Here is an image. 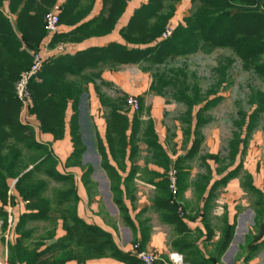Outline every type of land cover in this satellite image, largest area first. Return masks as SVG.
Returning a JSON list of instances; mask_svg holds the SVG:
<instances>
[{
    "label": "trees",
    "instance_id": "16d2710c",
    "mask_svg": "<svg viewBox=\"0 0 264 264\" xmlns=\"http://www.w3.org/2000/svg\"><path fill=\"white\" fill-rule=\"evenodd\" d=\"M59 1L0 0V218L3 232H13V240L16 241L8 246V264H68L73 260L85 263L91 258L110 256L134 264V257L117 249L111 234L87 224L79 217V197L74 174L60 172L58 156L50 151L46 143L37 141L34 126L25 125L21 120L22 104L17 98L16 83L21 74L30 69L33 55L41 52L48 38L44 24L46 13L59 5L61 26L74 28L66 34L54 35L51 47L59 43H81L87 39L110 35L123 18L130 0H102L100 14L91 19L89 16L95 7V0H91L87 6L83 5V0H65L62 4ZM166 1L148 0L138 7L127 25L120 30L124 43L114 42L75 55L65 54L47 59L39 79L30 83V113L40 122L43 134L52 135L56 140L63 139L66 135L68 109L72 106L74 115L70 122V137L73 151L66 162L68 167L80 168L81 157L86 152L78 128L83 89L79 80L71 79L70 76L84 78V68L98 65L93 62L120 66L145 63L161 66L178 57H187L200 51L211 54L218 48H229L242 60L246 69L254 70L264 80V0H192L193 3H199L195 11L165 39L163 34L176 12L172 5L166 10ZM153 67H145L144 70L152 71ZM227 70L225 64L218 68L217 72L221 76L218 86L226 82ZM172 73L170 76L153 74L149 92L165 97L168 89L175 101L188 106L187 120L182 122L185 125L184 134L191 143L190 149L186 156L178 158L173 164L158 139L152 120L146 123L144 142L148 145L152 162L165 169L163 175L153 173V176L161 179L154 184L157 191L154 209L160 212L164 221L176 224L180 220L179 203L170 192L169 181L163 177L174 166L178 170V198L185 193L189 187L187 180L190 172L181 164L198 155L204 140L202 129L210 122L204 113L217 106L223 98L216 96L215 92L202 98L198 85L189 94L187 75L180 70ZM85 79L90 80L88 77ZM98 95L102 98L101 93ZM139 99L140 110L130 112V118L129 113H121L122 106L116 101L108 104L101 100L103 106L111 109L106 131L107 146L98 136L101 166L110 180L114 201L124 215L127 209L123 203L122 185L129 194L130 181L136 175L137 168L132 166L125 179L119 170H126L125 159L129 146L130 161L139 153L136 141L143 126L141 114L145 111L144 100ZM249 104V111H240L236 122L238 131L233 134L229 146V166L217 170L220 178L211 186L208 205L216 198L219 189L239 178L244 165L238 159L245 154L248 140L257 129L259 118L264 115V91L253 90ZM111 159L119 169L111 163ZM202 160H210L218 165L222 163L218 154H207ZM93 172L92 167L86 170L83 175L85 184ZM208 172L212 174L209 165ZM41 174L61 184V187L50 192V183L41 179ZM210 179V174L201 176V182L196 186L203 192L206 184H210ZM253 182L252 175L246 174L242 186L245 190L257 193L260 206L257 221L259 218L264 220V193ZM18 202L25 206V211L12 221L10 228L6 207ZM42 221H52L54 227L46 236L33 242L34 230L28 229V224ZM58 221H61V225ZM58 225L66 231L64 237L57 236ZM231 237L226 241L225 248ZM49 240L56 241L47 244Z\"/></svg>",
    "mask_w": 264,
    "mask_h": 264
},
{
    "label": "rangeland",
    "instance_id": "374dc122",
    "mask_svg": "<svg viewBox=\"0 0 264 264\" xmlns=\"http://www.w3.org/2000/svg\"><path fill=\"white\" fill-rule=\"evenodd\" d=\"M97 1L98 0L94 1L95 5ZM141 1L145 2L146 0ZM181 1L182 0H167L165 2L166 10L169 8L170 5H172L176 8L177 11V6H180ZM90 2L91 0H83V5L87 6L90 4ZM143 2L140 3V6L144 4ZM133 3L134 2L130 0V17L134 13V11L138 7H140L136 6V4ZM198 5V2L196 4L191 1L190 5L188 6L189 15H191L192 12L195 11ZM56 6H54L46 13L44 18V24L47 14L52 12ZM168 27H172L171 21ZM58 34L59 33H57L56 35ZM48 36L49 35L47 34V37ZM229 59H231V61ZM93 64L98 65L93 68H84V78H75L72 76H70V78L79 80L83 89V94L80 102L81 114H79L78 117V128L79 132L81 133L82 140L86 145V152L81 157L82 166L80 168L85 171L92 166L93 168H95L93 169V173H97V176L103 182H106V177L105 170L101 166L102 158L98 150V136H102L106 139L105 129L108 125V120L110 118L109 113L111 109L102 106L101 111H99V116L105 122V126L103 128V131H101L100 135V129L95 123L93 113L91 114V111H93L92 107H94V104H92L93 101L91 102V96L94 94L95 89L97 95L101 93L102 98H100V100H102V102L104 101L109 104V102L116 101L118 105L122 106V112H120L128 114L130 109L133 111L140 110V99L137 96H134L133 94H136L137 92L140 93L141 89H143V86L145 84L146 90L140 93L142 95V97L140 98L143 100L146 99L147 102L145 105L144 101L145 111L141 114V121L143 122L142 133L140 134V136H138V139L136 141L137 145L140 144L139 146H143V142L145 139L143 132L146 128V123H148L149 120L154 121L152 113L150 114V112H148L149 110L147 107L151 106L153 97H160L156 96L154 93H150L148 90L149 85H151L153 80V74L159 73L167 74L170 76L171 74H173L172 72L178 73L179 70L183 71L187 75L188 84L190 85V90L188 91L189 94L193 93V87L195 85H198V90L202 98H207V94L214 92L216 93V96H221L223 98V100L217 106H215L210 111L204 113V116H207V119L210 118V122L206 124L202 129V135L204 137V140L198 155L195 158L189 159L183 164H181L186 167V170L192 172L193 177L192 175L190 176L193 179H191L189 176L187 180L188 185L191 183V180L195 179L196 182L198 181L196 184L201 182V180H197V178H200V176H202L203 174H210L212 175V177H219V175L217 174V170H222L224 167L229 166V146L230 142L233 139V134L238 131L236 122L239 120L238 118L240 117V111L250 110L251 107L249 104V98L251 97L253 90L264 91V80L261 79L254 72V70L246 69L242 60L239 59L229 48H218L214 50L211 54H205L204 52L200 51L196 54L187 57H178L161 66L150 65L149 63L141 65L120 66L101 63V61L93 62ZM222 64L228 66V78L226 82H222L221 85L218 86L221 81V76L219 75L217 70ZM145 67H153V70L146 71L144 70ZM128 71V75L130 77V79H128V81L130 80V91H125L124 88H122L120 82L121 78L125 77ZM105 74H109L111 78L105 77ZM85 77H88L90 80L85 79ZM111 79H113L115 82H111ZM166 91H168L166 92L167 95H165V97H161V99H163V102L164 100L166 101V110L164 109L165 116L164 120L161 121L162 125H160L159 123V130L160 132L163 131V135H165V139H163L165 140V145L168 146V150H170L171 153L175 155L177 152H179V149L177 147L180 146L181 149H183L185 148V145L189 143L187 138H185V136L183 137L182 133L185 128V125L182 121L187 120L186 112L189 108L185 103H179L175 101L172 98V94L171 92H169L168 89H166ZM129 99L137 101L138 109H135L133 107L134 105H129ZM33 120L36 122L32 121L31 124H35L33 128L36 132L37 141L39 140L38 142H40V137L38 138V136L43 135L40 130V122L37 120L35 115H33ZM164 129L166 130V132L164 131ZM48 147L50 151H52L56 156L59 155L57 154V152H55L56 150L52 144L48 145ZM209 153L218 154L222 160V163L220 165L214 163L213 165V163L210 161L204 162L202 160V157ZM139 157L145 160L146 165L152 161L149 150L147 151V149H141ZM58 158L60 157L58 156ZM241 161L243 162L244 166L239 175V178H235L236 180L233 181L234 183H230L229 185L227 184L228 186L226 185L217 191V204L215 205V207H217V209H215L216 213L218 214L220 212L221 215L223 209L222 203H224V205L226 206L229 200H232L230 201L232 203H230L229 206L232 209L231 219L233 224L229 228L228 226H225L224 229L222 226V222H219L220 220H216V233H219L218 235L220 236L221 240H228L229 236H232L230 239V243L233 242L232 240H245L244 244L242 243L239 247V255L244 254V252L247 250L249 251L251 247L249 246L250 240H260L262 237H264V220H262V218H259L257 221V210L260 208V206H258V195L257 193H254L250 190H245L242 186L246 174L252 175V178L253 175L255 176L254 179L256 183L258 185L260 184L259 188L260 186H264V115L259 118V125L248 140L245 154H243L242 157L238 159V162ZM207 163H212L211 166L209 164L212 171L215 169L212 174L208 172ZM32 167L33 166H31L30 168ZM69 168L72 167H68V165L63 163L61 164V167H59L61 173H67L64 171H66L65 169ZM171 170H175L174 172L176 178V193H174V191L170 188L171 181L169 177V172ZM146 172L148 171H145V173ZM163 172L165 173V170ZM165 177L169 181L170 192L174 197L177 198L175 199L179 203V207L181 206V208L183 209L182 212L185 215L186 204H183V199H181L184 193H182L181 197L178 198V170H176L174 166H171L170 169L166 172V176H164L163 178ZM40 178L45 179L50 183V192L54 188L61 187V184L46 177L45 174H41ZM238 184H240L241 189L239 188ZM102 190L104 193H108L109 189L107 188V186L104 185L102 186ZM104 199V203L106 207H108L110 199L105 194ZM190 199L191 198H189V200ZM60 222L61 221H58L59 225ZM9 224L11 228L12 221H9ZM53 227L54 222L52 221L29 223L28 229L34 230V234L31 240H40L42 237L46 236V233L52 230ZM176 236L178 235L176 234ZM0 240H13V232H3L1 218Z\"/></svg>",
    "mask_w": 264,
    "mask_h": 264
},
{
    "label": "crops",
    "instance_id": "0c3cea01",
    "mask_svg": "<svg viewBox=\"0 0 264 264\" xmlns=\"http://www.w3.org/2000/svg\"><path fill=\"white\" fill-rule=\"evenodd\" d=\"M65 0H60L59 3L62 4ZM192 0H182L180 6H177V11L175 17L171 20V28L175 29L183 20L189 16L188 6ZM133 4L140 6L141 0H132ZM146 3L148 0L145 1ZM145 2H143L145 4ZM102 10L101 0H98L89 19L97 17ZM130 1L126 12L123 18L118 22L116 29L107 36L96 37L87 39L81 43H59L51 47L50 42L53 37H48L43 43L41 49L42 55L46 59H52L59 55H75L79 52L85 51L92 47H106L111 43H124L122 37L120 36V30L127 25V22L130 19ZM74 28L69 26L62 25L60 28L59 34H66L72 31ZM127 72L126 76L121 78L120 84L125 91H130V79ZM128 75V76H127ZM104 77V76H103ZM105 77H110L109 74H105ZM117 81V80H116ZM111 82H115L111 79ZM150 89V85H149ZM148 89V90H149ZM145 84L141 92H144ZM94 94L91 96V102L94 104L92 107L91 114L93 113L95 123L98 125L101 131H103L105 122L99 116V111L103 106L100 100L99 95L94 90ZM140 93L133 94L134 96L142 97ZM151 106H148V112L152 113L153 122L155 126L156 133L158 134V139L163 145L166 153L170 157L172 163H176L178 158L186 156L190 149L191 143L185 145V148L177 147L179 152L175 155L168 150V146L165 145V135L163 131L160 132L161 121L164 120L165 116V100L162 101L161 97H153ZM145 105H146V99ZM81 107L79 106V111ZM165 109V110H164ZM197 111V110H196ZM195 111V112H196ZM130 112L129 110V118ZM81 114V113H80ZM74 115L72 106L68 109L67 119H66V135L61 140H56L52 135L43 134L38 136L40 142L46 143L47 145L52 144L55 148V152L59 154L60 167L61 164H66L68 158L71 156L73 151V146L70 137V122L71 117ZM195 115V114H194ZM22 119V118H21ZM36 122V121H34ZM80 122V121H79ZM160 123V125H159ZM196 121L194 120L193 126H195ZM35 126V124H34ZM101 127V128H100ZM143 127V126H142ZM107 131V126L105 132ZM166 132V130L164 129ZM160 132V133H159ZM130 128L128 130V135H130ZM142 133L140 130L138 136ZM183 137L185 136L184 131ZM144 135V132H143ZM137 136V138H138ZM104 140V144L107 146L106 139L100 136ZM164 138V139H163ZM186 138V136H185ZM55 139V140H54ZM188 140V139H187ZM193 140V138L191 139ZM39 141V140H38ZM140 145V144H139ZM139 153L141 149H147L148 145L143 142V146H139ZM58 148V149H57ZM108 148V147H107ZM181 149V150H180ZM138 155L130 161V146L127 149V157L125 159V164L127 165L126 170L122 172L119 170L120 175L125 179L129 176V173L132 169V166L137 168L136 175L130 181V193L125 192V187L122 185V190L124 191L123 203L127 209L125 215L120 211L119 207L114 201L113 192L111 190L110 180L107 173L105 172L106 182H103L98 176L97 173H93L89 178V182L85 184L83 180V175L86 170L80 168H69L65 169L67 173H73L77 186V193L79 197L78 203V215L82 218L87 224L92 226H97L102 230L108 232L112 235L114 244L117 249L124 254H129L130 257H134V264H141L139 260L133 255V246L136 244L140 245L141 250L146 252L153 253L163 259H167L169 254L172 252H178L182 254L185 258L184 264H264V237L260 240H250L249 251H245L244 254L239 255V247L245 240H232V243H229L226 246L227 240H221L219 233H216L217 224L216 220L222 222V226L225 229V226L228 228L233 224L231 219L232 209L229 206L231 199L228 204L225 206L223 204L222 214L220 212L217 214L216 210L217 204L216 198L211 200L210 205H208V200L211 195V186L218 180L220 177H212L210 184H206L204 191H201L199 186H196L197 182L191 180L190 186L182 195V203L186 204L185 209L186 213L184 216L180 215V220L176 224L168 223L163 220L160 212L154 209V199L156 197L157 191L155 183H158L161 179L153 176L154 172H158L163 175L165 170L162 167H159L152 161L147 165L145 160L141 159ZM210 154V153H209ZM210 160H207L209 162ZM213 163V161H210ZM111 163L118 168L116 162L111 159ZM212 163H207L210 166ZM92 167V166H91ZM93 168V167H92ZM95 169V168H93ZM119 169V168H118ZM60 170V169H59ZM70 170V171H69ZM145 171H148L145 173ZM215 171V169L213 170ZM212 171V173H213ZM61 172V171H60ZM66 174V173H63ZM192 175V172H190ZM199 175V174H198ZM205 175V174H203ZM202 175V176H203ZM151 176V177H150ZM206 176V175H205ZM193 177V175H192ZM201 177V176H200ZM253 175V179H254ZM191 178V176H190ZM193 179V178H191ZM197 180H200L198 177ZM236 179L231 180L230 183H234ZM151 181V182H150ZM153 181V182H152ZM94 182V183H93ZM200 184V183H198ZM107 186L108 193H104L102 186ZM227 185V186H228ZM260 185V184H259ZM256 183L254 179V186L264 193V186H260ZM239 188L241 187L238 184ZM241 189V188H240ZM241 191V190H239ZM104 194L110 199L108 207L104 203ZM184 197V198H183ZM189 198H191L189 200ZM220 204V203H219ZM1 205V203H0ZM24 205L22 203H16L15 205L9 204L6 209L9 213V221H13L18 218L24 211ZM221 216V217H220ZM61 223V222H60ZM236 223V221H235ZM234 223V225H235ZM61 225V224H60ZM223 229V230H224ZM176 234L178 236H176ZM66 231L63 228H58V237H64ZM33 242L37 240H31ZM56 240H49L47 244L53 243ZM15 240H0V264H8V253L9 244H13ZM252 249V250H251ZM254 250V251H253ZM253 251V252H252ZM7 255V256H6ZM68 264H129L126 261H123L119 258L114 257H97L87 260L85 263H80L76 260L68 262Z\"/></svg>",
    "mask_w": 264,
    "mask_h": 264
},
{
    "label": "built area",
    "instance_id": "2783aa9c",
    "mask_svg": "<svg viewBox=\"0 0 264 264\" xmlns=\"http://www.w3.org/2000/svg\"><path fill=\"white\" fill-rule=\"evenodd\" d=\"M263 1V0H259ZM45 29L48 37L54 36L57 33L60 32L61 24H60V6H56L55 9L48 13L45 19ZM173 28L168 27L166 32L164 33L163 37L165 39L169 38L173 33ZM46 57L42 55V53L38 52L33 55V63L29 70L23 72L16 83V94L18 100L22 104V123L25 125H31L34 126V124L31 122L33 120V116L30 113V110L32 108V95L30 92V83L33 80L39 79V74L43 68L44 63L46 62ZM128 103L130 106L134 105L133 107L135 109H138V103L137 101L128 100ZM132 107V108H133ZM133 108V109H134ZM175 170H171L169 172V177L171 181L170 188L176 193V178H175ZM176 195V194H174ZM182 208L179 207V213L181 216H183ZM133 255L141 261L142 264H184L185 258L182 254L178 252H172L169 254L167 259H163L153 253L146 252L144 250H141L140 245L136 244L133 246Z\"/></svg>",
    "mask_w": 264,
    "mask_h": 264
}]
</instances>
